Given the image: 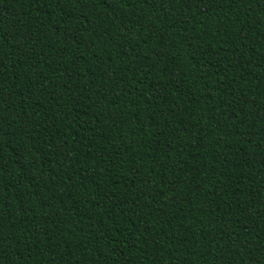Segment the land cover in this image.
<instances>
[{
	"label": "trees",
	"instance_id": "1",
	"mask_svg": "<svg viewBox=\"0 0 264 264\" xmlns=\"http://www.w3.org/2000/svg\"><path fill=\"white\" fill-rule=\"evenodd\" d=\"M0 264H264V0H0Z\"/></svg>",
	"mask_w": 264,
	"mask_h": 264
}]
</instances>
